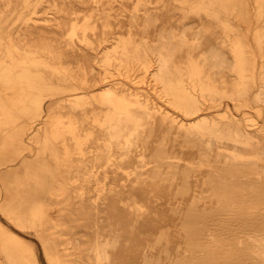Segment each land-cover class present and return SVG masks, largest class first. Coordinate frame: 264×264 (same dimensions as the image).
I'll list each match as a JSON object with an SVG mask.
<instances>
[{"label":"rangeland","instance_id":"rangeland-1","mask_svg":"<svg viewBox=\"0 0 264 264\" xmlns=\"http://www.w3.org/2000/svg\"><path fill=\"white\" fill-rule=\"evenodd\" d=\"M152 1V4L140 6L138 11L135 10V0L114 1L117 4L114 8L128 12L123 16L113 17L127 21L115 22L120 29L116 28L108 34L104 46L95 52L98 59L103 56L107 47L116 42L119 32H127L129 23L148 24L151 27V32L148 33L155 35V40H161V35L167 34L164 26L168 19H173L168 24L174 26L181 19L202 18H189L182 13L174 18L163 15L159 11L165 8V4L171 9L179 3L184 9H208L197 5V0H179V3L176 0ZM223 2L224 9L222 8L218 17L233 19L238 28L234 33L241 40L238 52L231 47L222 46L231 58L238 59L237 62L231 61L227 71L238 77L246 76V84L253 87V93L248 101L225 99L221 105L218 104V113L223 121L245 119V124L257 129L264 124V93H261L264 91V0H244L245 6L242 2L241 6L237 5L239 10L242 6L246 7L247 16L244 19L247 22L239 21L240 16H234L232 10L235 7L230 4L233 0ZM16 20L17 16L4 18L3 25L13 27ZM51 62L54 64L52 66H59L60 69L58 61L51 59ZM0 64L10 66L13 70L12 76L0 75V264H59V247L47 236V231L44 232L42 219L34 216L33 207L44 199L73 205L75 191L78 186H82H69L62 199L51 194V187L57 184L65 167L55 159L49 146L57 145L45 130V119L50 110L69 105L78 107L79 114H84L80 107L82 101L74 96L81 90H71L74 88V81L65 71H58L52 66L39 65L30 71V61L21 63L17 58L2 53ZM98 67L105 71L100 64ZM30 73L37 74L35 87L30 86L33 81ZM109 75L111 77L106 84L110 82L135 89L143 94V99L146 96L150 98L151 106L168 111L178 120L185 119L184 114L173 107L155 85L151 71L133 70L129 75L126 68L119 70L115 65ZM17 96L24 99L18 100ZM214 103L211 102V105ZM225 103H230V107H226ZM87 127L96 130L95 142L100 150L91 154L82 167L87 172L93 167L98 171V175L92 176L84 187L87 198L98 202L101 209L112 216L114 228L117 229V236L112 241L114 251L110 264H249L246 257L250 256L251 259L252 246L256 243L254 237L264 236V165L253 159L241 158L243 145L234 141H201L189 131H161V134L156 135L157 126L153 124L144 135V138L147 137L146 144L134 142V148L125 141L123 146L115 141L114 147H107L104 138L109 136L108 130L97 127L91 121L87 122ZM177 135L183 137L177 140ZM227 146L236 149V154L229 152ZM260 146L264 149V140ZM175 148L178 150L176 154L183 157L199 159L201 155L205 158L203 164L191 166L183 163L186 168L183 170L180 166L177 171L167 167L166 162H158L162 153L171 152L169 150ZM10 150L14 153L17 150V153ZM7 153L11 155L7 156ZM145 154L146 160L142 158ZM158 164L163 169H160L163 172L161 177L153 171V166ZM181 168L182 173L179 172ZM174 174H180L179 181L172 184L171 177ZM158 178L162 180L163 187L155 191L158 189ZM82 179L85 180L86 177L83 175ZM7 218L12 220L11 227H1ZM21 233L37 237L38 242L21 237ZM245 237L248 243L241 241ZM41 243L46 248V257L38 245ZM235 250L240 252L238 258Z\"/></svg>","mask_w":264,"mask_h":264},{"label":"bare ground","instance_id":"bare-ground-1","mask_svg":"<svg viewBox=\"0 0 264 264\" xmlns=\"http://www.w3.org/2000/svg\"><path fill=\"white\" fill-rule=\"evenodd\" d=\"M114 1L0 0V53L17 58L21 63L30 61V71L31 68L35 66L37 68L39 65L52 66L54 64L51 59H55L60 63V69L59 66L52 67L58 71H65L74 81L72 83L74 88L71 90H81L74 96L82 101L80 107L84 114L82 115V112L79 114L78 107L69 105L65 108L50 110L45 119V130L51 141L57 145L49 146L55 159L63 163L65 167L61 171V178L57 184L51 187V194L61 198L69 186L78 184L82 186H78L75 191L73 205L63 201L44 199L35 203L33 207L34 216L42 219L44 232L47 231V236L59 247L57 252L59 264H110L113 258L114 243L112 241L117 236L113 218L101 209L98 202L87 198L84 187V184L91 181L92 176L98 175V171L93 167L87 172L82 170V167L85 166L91 154H96L100 150L95 142L96 130L87 127L88 121L108 130L107 136H109L104 138L107 147H114L115 141L120 142L122 146L124 141L132 146L134 142L145 143L147 137L144 138V135L154 124L157 126L156 135L161 134V131H189L195 138L201 141L207 140L209 143L212 140L237 142L243 145L241 158L253 159L264 165V149L260 146L264 140V124L253 129L250 128V124L244 123L245 119L223 121L218 113V106L225 102V99L244 101L253 93V87L246 84V76L241 75L239 78L227 71L231 61L237 62L238 59L231 58L222 46L231 47L238 52L237 47L241 40L240 36L234 33L238 28L233 19L218 17L222 13L224 0H197V5L208 8L200 11L182 8L179 0H176L179 4L174 9L164 3L165 8L159 9L163 15L167 14L174 18L182 13L189 18L196 16L202 18L181 19L174 26H169L168 22H172L173 19H168L164 26L167 34L161 35V40H155V35L148 33L151 28L148 24L129 23L127 32H119L116 42L107 47L103 56L98 59L95 52L104 46L108 40V34L119 28L115 22L127 21L122 18L115 19L128 11L114 8L116 4ZM241 2L245 6L244 0H233L230 3L235 7L232 12L234 16L241 17L239 21L247 22L244 19L247 16L246 7L242 6L240 10L236 8L237 5L241 6ZM152 3V0H135V10L138 11L140 6ZM121 6H123L122 3ZM41 14L45 16L40 17ZM115 15L116 17H113ZM204 15L206 17L203 18ZM12 16H17L15 26H4V18ZM98 64L103 66L105 71L100 69ZM154 64L157 66L154 67ZM115 65L119 70L126 68L129 75L133 70L151 71L155 85L160 88L172 106L184 114L185 119L178 120L168 111L151 106L150 98L146 96L143 99V94L135 89L110 82L106 84L111 77L109 75L111 68ZM0 75L12 76L13 70L10 66L0 64ZM30 79L33 80L30 86L35 87L37 74L30 73ZM14 80L18 83L16 78ZM24 92L27 93L26 90ZM16 98L24 99L22 96ZM211 102L215 103L211 105ZM225 104L226 107H230V103ZM207 109L209 111H206ZM169 125L172 127L170 128ZM182 135H177V140L183 137ZM187 149L190 147L187 146ZM226 149L236 154V149L233 147L227 146ZM10 151L14 153L13 150ZM169 151L171 152L162 153L158 162H166L167 167L177 171L180 166L184 170L186 168L184 164L191 166L196 163L203 164L205 159L201 155L199 159L177 155L176 148ZM8 154L10 153H7V156ZM142 156L146 160V154ZM159 165L153 166V171L161 177L163 172L160 171L162 168ZM146 168L148 169V166ZM182 168L179 171L181 173ZM168 173L170 175V172ZM83 175L86 177L85 180L82 179ZM152 175L155 176L154 173ZM179 175L174 174L171 177L172 184L179 181ZM161 183L162 180L159 179V184L156 186L158 189L155 191L161 190L163 187ZM11 225V218H7L4 219L1 227H11ZM22 233L19 234L21 237H28L38 242L37 237H29L26 233ZM254 238L256 243L252 246L251 259L250 256L246 258L249 264H264V236ZM241 241L248 243L247 237L242 238ZM38 245L41 246L46 257L44 244ZM235 252L238 258L240 252L238 250Z\"/></svg>","mask_w":264,"mask_h":264}]
</instances>
